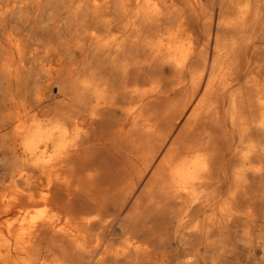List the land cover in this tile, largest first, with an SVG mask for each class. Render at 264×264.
<instances>
[{
  "label": "bare ground",
  "instance_id": "6f19581e",
  "mask_svg": "<svg viewBox=\"0 0 264 264\" xmlns=\"http://www.w3.org/2000/svg\"><path fill=\"white\" fill-rule=\"evenodd\" d=\"M0 264H264V0H0Z\"/></svg>",
  "mask_w": 264,
  "mask_h": 264
}]
</instances>
